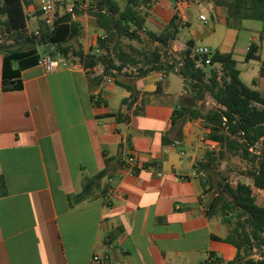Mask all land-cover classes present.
Here are the masks:
<instances>
[{"label": "crops", "instance_id": "1", "mask_svg": "<svg viewBox=\"0 0 264 264\" xmlns=\"http://www.w3.org/2000/svg\"><path fill=\"white\" fill-rule=\"evenodd\" d=\"M22 1L28 35L41 36L54 28L44 19L39 0ZM63 1L66 4L58 9L57 20L70 9L83 11L71 18L69 25L78 31L65 42L73 66L46 72L37 64L15 78L11 72L18 67L12 65L9 77L21 87L6 90L4 55L0 54V264H204L209 255L218 260L216 264H231L236 247L217 239L227 238L226 225L220 217L207 214L216 189L206 178L214 164L223 160L216 153L221 144L201 142L210 129L200 119L172 125L174 110L192 102L184 80L176 73L153 72L135 82L137 100L123 104L130 92L103 76V64L86 69L74 54L79 50L85 56L95 54L104 35L86 12L94 6L93 0ZM171 2L172 18L178 12L187 25V41L200 47L205 33L193 30L186 17V8L195 4ZM205 7L209 15L201 12L200 16L229 28L222 44L213 41L210 31L206 47L214 49L212 54L231 53L242 81L264 96L262 70L253 78L255 59L246 60L255 44L261 64L263 24L238 46L237 32L251 20L230 28L224 8ZM151 8L145 25L156 26L162 33L172 18L165 23L162 8L158 4ZM182 27L168 48L153 43L173 52ZM4 29L0 24V42L10 44L13 40L3 34ZM156 30L151 32L160 34ZM144 31L149 30L144 26ZM118 45L111 44L112 53L122 48L137 57ZM57 46L36 49L43 57ZM240 51L244 57L238 60ZM170 76H175L176 83ZM207 98L214 107L213 99ZM202 104L206 110L213 108L206 101ZM131 154L139 161L135 173L126 164ZM213 158L217 160L212 169H198ZM154 165L160 169L149 168ZM197 170L203 175L194 176Z\"/></svg>", "mask_w": 264, "mask_h": 264}, {"label": "trees", "instance_id": "2", "mask_svg": "<svg viewBox=\"0 0 264 264\" xmlns=\"http://www.w3.org/2000/svg\"><path fill=\"white\" fill-rule=\"evenodd\" d=\"M153 1L126 0L122 8L117 0H93L94 6L86 12L94 19L96 26L104 31V35L98 39V47L104 52L85 56L79 50L74 54L86 69L103 64V76L112 78L116 85L130 92V97L124 99L123 104L137 100L139 92L135 82L153 72L164 75L176 73L182 77L186 89L191 93L192 102L174 110L173 127L181 120L200 119L210 129L209 138L221 144V159L226 153H231L254 166L253 170L245 173L252 180L251 185L239 182L233 186L226 177L218 181V189L208 205L207 214L209 217H220L231 232L227 238L217 239L236 247L237 255L231 264H264V206L259 205L254 196V190L264 191V96L242 81L237 62L231 53L217 51L201 59L194 54L193 41H188L187 49L181 53V61L171 59L167 51L162 53L160 48L142 54V58L132 56L122 48L112 53L111 44L118 45L124 38L131 41L141 38L140 33L144 31L147 17L143 9L150 7ZM213 2L215 6L226 9V25L230 28H238L246 20L262 22L260 38L264 40V0ZM75 12L80 14L83 11L75 9ZM1 17H6L3 21L0 19V24L5 27L3 34L8 33L13 40L10 44L0 42V54L4 55L3 85L6 90L21 87L19 81L13 82L9 77L12 65L18 67L11 72L15 78L20 76L21 70L37 65L41 56L36 46L57 44L58 48L54 47L53 52L59 51L67 56L70 48L65 42L73 39L78 31L75 25H69L72 18L69 13L58 19L54 28L43 32L41 36L28 35L25 31L22 0H0ZM177 19L178 16L174 15L160 34L147 31L151 41L168 48L177 39L182 27L176 22ZM257 51L258 46L251 45L246 60L259 59ZM208 59L210 64L206 65ZM197 61H202L204 66L197 67ZM130 67L135 70L124 72L125 68ZM207 68H210L209 71ZM208 96L215 102L210 110H206L203 104L199 105ZM226 127L228 131H225ZM256 145H259L257 153L251 152ZM216 160L213 158L208 163H201L198 169H212V163ZM206 182L213 183L211 173ZM255 250L259 251L260 261L254 258Z\"/></svg>", "mask_w": 264, "mask_h": 264}, {"label": "rangeland", "instance_id": "3", "mask_svg": "<svg viewBox=\"0 0 264 264\" xmlns=\"http://www.w3.org/2000/svg\"><path fill=\"white\" fill-rule=\"evenodd\" d=\"M181 3H190L193 2L195 5H191L189 8H186V12H187V20L193 25V30H197L200 33H203L202 35H204L205 33V37L202 36L201 39H199V46L200 47H206L207 42L204 41L205 38L210 34L209 32L211 31V36L213 41H216V44L220 43H224V40L226 39V34L229 33V28H227L226 26H220V24L213 20L211 17H209V22L208 24H204L203 22H201L199 20V16L201 12H205L209 15L210 10H208L205 6L207 5H214L213 0H207V2L205 0H178ZM119 3L121 5L122 8L125 7L126 5V0H119ZM161 3V5H160ZM158 4V6H160L162 8V19L165 23H168L170 21V19L172 18V15L174 14V8L172 6V2L171 0H154L153 3L151 4L150 7L144 8L143 9V13L147 14V17L150 14L151 11V7ZM200 5V6H199ZM151 8V9H150ZM226 11V9H225ZM175 15L178 16L177 19V23H179V25H182L184 28V30H182L181 32V38H179V41L174 43V47L172 50L173 52L170 53V50H167L168 53V57H171V59H174L176 61H181L179 55L181 56V53L183 51H185L187 49V38H186V30H187V25L183 24L184 21L182 20V18L178 15V12L175 13ZM149 24H151L150 22H148ZM248 25V26H247ZM247 25L246 27H240V32H237L240 34V38H239V45L241 46L244 44V37L245 36H252L254 34V32L249 33L251 30H256L259 29L260 26L262 25V23L260 22H256V21H247ZM146 29H148L149 31H154L156 30L157 32L161 33L160 30L155 26H150V25H145ZM247 28V29H246ZM247 34V35H246ZM254 36V35H253ZM256 36V35H255ZM141 38L137 41H131L129 39H122L120 41V45L121 47H123L124 49H126L127 51L133 53V54H137L138 57L142 58V54L145 53H151L153 52L157 47L155 46V44L153 42H151L147 32L143 31L142 35L140 36ZM222 47H217V50H221ZM212 51L214 49H211ZM163 52H165V50H162ZM179 54V55H178ZM237 58L238 60H240V57H244V54L240 52L237 53ZM262 59H261V64H260V58L259 59H255L252 64L255 65L256 67V72L255 75H253L256 78L259 77V73L264 71V48L262 50ZM170 59V58H168ZM240 68H243V64L240 63L239 64ZM208 71V70H207ZM261 72V74H262ZM171 82L176 83V78L175 76H170L169 79ZM248 80L245 77V81ZM206 103H209L207 105L208 108L213 107V104L211 103L210 99H206ZM221 150H218L216 153H220ZM215 169H212V175H213V183L212 186L215 187L216 192L218 189V181L222 180L223 177H226L228 179V182L231 183L233 186H236L237 183L239 182H244L247 183L249 185L252 184V180L247 177V175L245 174L247 171L253 170L254 166L252 164H250L249 162H247L244 159H241L239 156H235L231 153H226L225 157L223 158V160H220L218 162H216L215 164ZM254 196L256 197V200L258 202L259 205H264V193H258V191H254ZM228 234H230L231 230L228 226H226ZM254 258L256 260L260 261V254L258 250H255L254 252Z\"/></svg>", "mask_w": 264, "mask_h": 264}, {"label": "built area", "instance_id": "4", "mask_svg": "<svg viewBox=\"0 0 264 264\" xmlns=\"http://www.w3.org/2000/svg\"><path fill=\"white\" fill-rule=\"evenodd\" d=\"M40 1V10L42 12V15L44 19L47 21L48 24L54 25L55 22L57 21V13L58 9L63 8L65 6V1L63 0H39ZM70 14L72 15V19L75 18V12L73 9H70ZM201 21L204 23H208V19L205 15L200 16ZM96 53H103V50L101 48L96 49ZM211 50L208 47H197L194 49V54L198 55L201 59H204L205 56H210L211 55ZM73 58L70 55L65 56L63 53L59 51L55 52H48L46 55L41 57L39 61V65L46 71V72H53L56 70H59L61 68H65L68 66H73ZM210 64V59L206 60V65ZM204 64L202 61H197V67H203ZM163 80V77H160V81ZM109 82H112V78H108ZM225 131H228V128H225ZM201 142L207 145H212L213 140H211L209 137H203L201 139ZM178 143H175V146ZM259 148V145H256L254 148L251 149V152L257 153ZM181 155H185V152H181ZM126 164L129 167V169L132 171V173H135L138 166H139V161L137 157L134 154H131L127 157L126 159ZM150 169H160V165H154L150 166ZM161 174V173H160ZM203 172L202 171H195L194 176H202ZM258 193H263L264 191L262 190H256ZM94 260L98 261L99 258L95 257ZM214 258L209 255L207 258V261L204 264H213L214 263Z\"/></svg>", "mask_w": 264, "mask_h": 264}]
</instances>
